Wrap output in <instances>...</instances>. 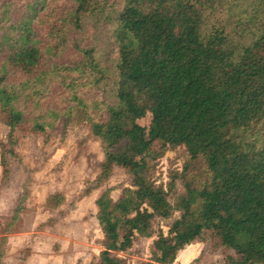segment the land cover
<instances>
[{
  "label": "trees",
  "instance_id": "obj_1",
  "mask_svg": "<svg viewBox=\"0 0 264 264\" xmlns=\"http://www.w3.org/2000/svg\"><path fill=\"white\" fill-rule=\"evenodd\" d=\"M14 4L0 0V115L9 142L17 127L44 135L67 126L76 109L104 150L99 180L115 167L131 178L133 189L117 201L110 189L96 200L104 238L97 264H126L119 254L154 236L148 264H173L205 241L234 251L224 264H264V0H27L18 18ZM100 23L115 54L106 61L84 37ZM68 50L76 59L64 58ZM84 88L108 99L90 105ZM58 89L72 105L43 109ZM143 107L148 128L137 122ZM100 108L106 119L96 121L91 112ZM155 143L184 147L208 179L186 181L172 203L175 178L164 189L147 177ZM175 212L167 234H155L154 221Z\"/></svg>",
  "mask_w": 264,
  "mask_h": 264
},
{
  "label": "rangeland",
  "instance_id": "obj_2",
  "mask_svg": "<svg viewBox=\"0 0 264 264\" xmlns=\"http://www.w3.org/2000/svg\"><path fill=\"white\" fill-rule=\"evenodd\" d=\"M12 1L13 17L18 18L22 14L21 5L27 0ZM104 26L105 23H100L96 30L88 26L84 37L96 45L106 61L107 56L113 58L115 54L107 42L108 36L103 34ZM63 56L74 60L77 53L70 50ZM82 91L89 104L108 99L97 89ZM69 99L58 89L42 102L43 109L66 110L72 105ZM91 115L96 121L106 119L101 108ZM137 122L149 127L151 113L147 108L140 109ZM9 130L0 115L1 263L97 264L104 238L96 219V200L110 189L112 199L117 201L125 188L133 189L131 178L123 168L115 167L108 179L99 180L104 150L99 140L90 135L84 116L76 109L67 126L60 121L44 135L17 127L11 144ZM146 164L147 177L157 187L168 189L175 178V189L170 195L172 203L185 193L186 181L198 185L208 179L206 167L200 161L191 162L184 147L162 150L155 143ZM57 194L62 196L61 202L48 203ZM179 216L175 212L169 219H156L155 234H167ZM154 237L137 238L130 249L119 255L126 264H148ZM179 254L173 264H224L226 256L236 257L232 249H215L210 241L193 243Z\"/></svg>",
  "mask_w": 264,
  "mask_h": 264
}]
</instances>
